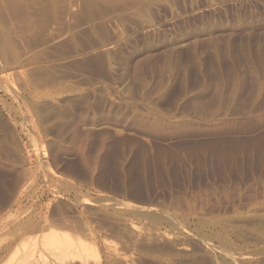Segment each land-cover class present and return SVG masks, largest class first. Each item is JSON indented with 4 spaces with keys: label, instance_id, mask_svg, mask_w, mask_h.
I'll return each instance as SVG.
<instances>
[{
    "label": "rangeland",
    "instance_id": "374dc122",
    "mask_svg": "<svg viewBox=\"0 0 264 264\" xmlns=\"http://www.w3.org/2000/svg\"><path fill=\"white\" fill-rule=\"evenodd\" d=\"M50 227L264 264V0H0V264Z\"/></svg>",
    "mask_w": 264,
    "mask_h": 264
},
{
    "label": "bare ground",
    "instance_id": "6f19581e",
    "mask_svg": "<svg viewBox=\"0 0 264 264\" xmlns=\"http://www.w3.org/2000/svg\"><path fill=\"white\" fill-rule=\"evenodd\" d=\"M39 231L35 229L32 238L21 243V246L10 257L8 264H30L35 260L47 264L45 263L47 254L57 257L60 261L87 260L90 258L98 260L97 258L100 256L96 246L88 244L67 230L50 227L42 233Z\"/></svg>",
    "mask_w": 264,
    "mask_h": 264
}]
</instances>
